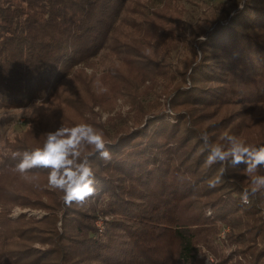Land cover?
I'll use <instances>...</instances> for the list:
<instances>
[{
    "label": "trees",
    "instance_id": "obj_1",
    "mask_svg": "<svg viewBox=\"0 0 264 264\" xmlns=\"http://www.w3.org/2000/svg\"><path fill=\"white\" fill-rule=\"evenodd\" d=\"M184 1L0 0V110L29 105L38 99L52 100L69 71L80 62H89L91 57H107L111 51L124 64L133 65L129 59L134 56V50L128 47L134 49L136 44L122 42L118 36L123 20L126 24L129 21L133 28L139 24L150 47L167 38L164 32H170L173 42L165 50L158 49L155 54L158 60L151 56L146 66L139 65L138 80H147L150 65L160 71L158 74L169 75L172 80L192 68L189 74L192 86L175 89L176 94L171 98L173 107L180 103L213 104L222 96L244 97L241 101L249 104L263 102L264 0H225L211 14L209 27L200 31ZM127 12L138 14L141 19L124 16ZM153 17L172 23L177 30L166 29ZM178 31L189 32H183L185 35L177 41L178 36L172 33H181ZM186 33H201V37L196 36V44L189 45L191 38H186ZM129 38L134 40L131 34ZM184 39L186 50L177 56L175 53ZM150 95H154L150 101L138 103V111L132 117L135 126L129 122L124 126L113 124L112 130L106 131L104 139L111 160L104 161L98 154L90 157L96 192L83 203V209L76 202L66 205L70 217L63 215L62 227L70 233L59 232L51 217L39 220L49 224L45 229L50 230V238H57L60 246L57 252L34 243L28 246L31 240L44 242L35 238V228L31 229L39 227V222L25 213L14 218L9 211L13 203L37 207L34 203L40 201L27 192H9L2 186L0 264H58L62 259L63 237L73 241L78 253L74 260L83 258L81 264H207L202 245L209 248L213 239L209 231L218 229L220 222L226 223L229 217L238 219V225L245 228L253 224L252 232L247 237L240 232L239 239L236 235L234 250L228 255L214 250L216 262L212 264H264V259L261 260L264 208L258 210L262 204L256 201V196H250L249 204H242L245 186L230 181L228 172L221 176L217 188L210 187L208 195H213L210 201L194 204L197 213L191 217L183 213L185 199L215 170L211 172L213 164L204 163L208 151L202 142H199L203 145L202 152L187 146L186 155L176 158V153L192 139L196 141L197 135L190 127L180 135L183 123L177 115L173 122L168 121L165 102L159 99L162 92L155 90ZM147 109L150 111L143 115ZM145 115L154 118L143 125ZM3 146L11 151L16 144L11 149ZM255 146H264V139ZM12 152L4 156L5 152L0 150V175L8 167L3 158ZM230 167L234 173V167ZM207 206L212 210L209 214ZM72 210L76 213L71 214ZM98 212L105 222L101 234L96 232L94 222L100 217ZM252 235L261 236L258 243L262 244V250L258 253L253 246L251 250L248 247L259 245L251 240ZM56 253H60L58 259L46 258ZM239 256H251L250 262H242Z\"/></svg>",
    "mask_w": 264,
    "mask_h": 264
},
{
    "label": "rangeland",
    "instance_id": "obj_2",
    "mask_svg": "<svg viewBox=\"0 0 264 264\" xmlns=\"http://www.w3.org/2000/svg\"><path fill=\"white\" fill-rule=\"evenodd\" d=\"M224 1L225 0H185V3H183L187 6L186 8L189 16H192V19L197 22L199 26L197 30L200 31L209 27V18L211 14L215 12L218 5L222 4ZM126 15L130 19L132 18L131 16L137 17L138 20L141 19V16L138 14L127 12L124 16ZM153 19L162 23L168 30H177L172 23L166 22L163 19L159 20L158 17H153ZM127 23L128 24L125 23V20L122 21L120 25V30L122 32H118V36L122 39V42L136 44V48L134 47V49L132 46L128 47L134 50V56L129 59L133 61L134 68L132 62L126 65L120 58L109 51L110 55L107 57H101V55L95 58L91 57L89 62H80L75 65L74 68L69 71L70 74L68 77L63 80L57 94L51 98L52 100L42 102L38 99L31 102L29 105L0 110V150L5 152L3 154L4 156L13 151V154L3 158L6 160L5 164H8V167L3 169L0 175V189L6 186V190L9 192L12 190L15 192H27L30 196L40 201L39 203H34L37 204V207L13 203L12 206L9 207L12 217L16 218L21 213H25L26 217H31L37 222L45 217H51L54 219V224L57 226L59 232H67V234H69V230H64L62 227V219H64L63 215H68V217H70V210L67 209L66 204L62 200V193L59 192V190H53L47 186L48 171L42 168L32 169L27 173L28 178L25 179L16 171L15 165L20 161L25 150L42 146L46 133L55 131L62 125L71 127L77 123H88L98 131H101L103 136L106 134V131L112 130L113 124L123 123L124 126L129 122L131 126H135L132 117L138 111V103L140 101L144 103L150 101V98L154 97V95H150V93L155 90L157 93L162 92V96L159 99L165 102V110L167 114H169L168 121L173 122L174 115L180 117L183 124L181 125L179 134L183 135L185 133L184 131L190 127L189 129L192 128L191 130L197 135L196 141L192 139L186 146L182 147L183 149L179 153H176L177 159H179L180 156L182 157V155H186L185 148L187 146L191 150L197 149L202 152L203 145H199V142L203 143L199 135L201 131H206L211 141L214 143H223L222 137L225 133L236 135L247 144L254 146L264 139V101H258L257 104H249L246 101H241L244 97L225 99L224 96L221 95L222 98L215 99L217 102L213 104L207 102L205 104L193 103L192 105H181L182 103H180L176 107H173L171 98L176 94L175 89L181 87L186 90L192 86V81L189 77L192 70L191 67L188 69L187 73L184 72L180 74V78L172 80V77L169 75L162 76V73L158 74L160 71H157L155 66L153 69L150 65L149 67L151 69L149 70H151V73L145 77L147 80H145V82L138 80V76H140V71L138 70L139 65L146 66L147 59L151 56L158 60L159 57L155 55L158 49H161L160 51L165 50L168 45L171 43L173 44V42H170V40H172L170 38V32H164L167 33V38L157 45L155 44L154 46L152 45L153 47H150L146 35L142 32V29H139V24L138 27L133 28L129 26V21H127ZM193 28L196 29V27ZM178 32L181 33H172L173 36H178L176 38L177 41L183 38L182 36L185 35H183V32L189 31ZM124 33H126L127 36H124ZM130 34L135 41H129V39H131L129 38ZM186 34H188L186 38H191L188 41L189 45L190 42L193 45L196 44V36L201 37V33L199 35ZM185 50L186 40L184 39L180 43L179 50H177L175 54L178 56L180 52ZM196 59L198 60L199 58ZM176 110H178L180 114H178ZM148 111L150 110L147 109L143 115ZM147 118L146 115L143 116L145 120L143 125H146L151 118H154V115ZM14 144H16V147L11 149ZM3 145H8L11 151L6 148L4 149ZM86 151L90 152L92 148L89 147ZM204 163L206 164V162ZM230 166L233 165L230 164ZM230 166H226L229 180H234L238 185L243 184L245 188L248 187L251 181L244 171L246 166H233L235 170L234 173L230 171ZM202 167L207 166L203 165ZM211 167L213 168L211 172L215 170L213 175L207 180L203 179L202 182L199 183V187L194 189V193L192 192L193 194L185 199L182 207L185 215L190 217L191 215L193 216L198 212V208H195L197 205L194 204H198L199 202L204 204L213 198V195H208V193L212 188H217L218 184L210 188L209 181L220 176L221 182L222 177L220 175V168L222 165L215 163ZM226 172L224 174H226ZM258 174L264 175V165L258 168ZM230 185H232L231 182ZM27 188H29V190L25 191ZM256 201L262 204L258 206V210L264 208V189L257 193ZM72 204H74V202ZM77 206H80L82 209L84 208L82 207L83 204ZM68 211L69 213H67ZM211 211V208L207 206L206 213L209 214ZM74 213L76 212L72 210L71 214ZM77 214L79 216L83 215ZM97 214L100 217H97L94 222L97 227L96 232L101 234L105 231V222L104 219L101 218L103 215H100L99 212ZM225 220L226 223H224L225 221L220 222L218 229L209 231L212 232L211 235H213V239H211L212 243L208 246L209 248H207L206 245H202V248L204 247L203 250L207 253V257L205 258L207 264L216 262L215 251L227 255L230 254L234 250L236 235L238 239L241 237L240 232L244 233L245 237L249 236V233L252 232L253 224L249 228H245L238 225V219L229 217ZM261 220L264 221V215ZM38 224L39 227L36 228L33 226L31 228H35L33 230L37 234L35 238H39L47 243L39 241L32 242L31 240L27 245L30 246L34 243V246L43 249L49 248L50 251L54 250V252H57V249H60L56 241L57 238L51 239V235H48L50 230L47 228L45 229L49 224L46 225L43 222H39ZM260 237V235H252L251 240L253 239V241H257L258 243ZM67 238L68 237L61 238L62 259L60 258L61 261L58 264H81L84 259L79 258L74 260L78 256L77 249L73 241ZM258 244L259 245L252 244L248 247L251 250L253 246L252 248L255 249V253H258L262 250V244ZM47 254H51V252L49 253L48 251ZM260 255H262V252ZM51 257H56L58 259L60 253H56L52 256L50 255V257L47 256L46 258L50 259ZM249 257L247 256L244 258L239 256V259L242 260V262H250ZM263 259L264 256L261 260Z\"/></svg>",
    "mask_w": 264,
    "mask_h": 264
},
{
    "label": "clouds",
    "instance_id": "obj_3",
    "mask_svg": "<svg viewBox=\"0 0 264 264\" xmlns=\"http://www.w3.org/2000/svg\"><path fill=\"white\" fill-rule=\"evenodd\" d=\"M199 135L208 151L206 164H221V176L229 163L233 166L246 165L244 171L251 183L244 188L241 203L249 204L250 196L255 197L264 189V175L258 174V168L264 165V146L247 144L236 135L228 133L223 135V143L212 142L206 131H201ZM89 147L93 151H86ZM96 154L104 161L112 158L101 131L88 123H77L71 127L62 125L46 133L42 146L25 150L15 168L25 179L32 169H47V186L62 192V200L66 205L71 206L73 202L83 204L96 192L90 163V157ZM219 183L220 176H217L209 181V187Z\"/></svg>",
    "mask_w": 264,
    "mask_h": 264
}]
</instances>
